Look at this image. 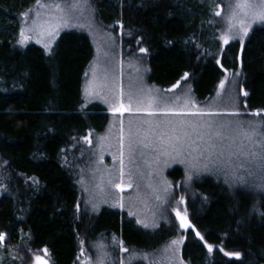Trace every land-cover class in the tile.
I'll return each instance as SVG.
<instances>
[{"label": "trees", "instance_id": "trees-1", "mask_svg": "<svg viewBox=\"0 0 264 264\" xmlns=\"http://www.w3.org/2000/svg\"><path fill=\"white\" fill-rule=\"evenodd\" d=\"M36 2L0 0L1 264H33L38 255L48 264H78L99 235L123 242L132 252L126 254L129 264H153L144 256L170 247L178 264H264V193L233 189L219 178L193 184L192 197L185 199L193 225L188 230L159 223L150 231L113 207L83 210L69 164L73 146L102 125L100 109L81 105L94 49L88 35L77 31L62 33L51 56L36 44H21V17ZM90 2L119 39L130 35L128 41L147 50L151 83H193L196 96L207 100L236 69L248 93L245 109L264 118V24L253 27L244 44H225L215 15L224 0ZM176 171L177 177L169 173L175 183L182 179Z\"/></svg>", "mask_w": 264, "mask_h": 264}, {"label": "rangeland", "instance_id": "rangeland-1", "mask_svg": "<svg viewBox=\"0 0 264 264\" xmlns=\"http://www.w3.org/2000/svg\"><path fill=\"white\" fill-rule=\"evenodd\" d=\"M259 3V0H254ZM40 3L51 5L59 3L64 12H55L48 7H38L37 2L22 17L21 31L24 32L25 39L23 45L36 44L42 47L47 55H52L57 42L62 33L67 31H77L88 35L94 49V56L87 67L82 84V107L88 108L96 106L100 111L99 128H95L85 138L74 145L75 153L70 157V169L74 170L78 190L80 194L81 205L84 211L88 213L97 212L103 207H113L119 210H125L128 215L137 222V224L150 231H154L159 223L165 226L174 225L179 227V219L176 217L178 209L182 215H186L185 199L192 197L194 183H200L210 178H219L224 182L223 176L212 174H193L191 182L186 179V167L184 164L173 161L170 156L161 155L153 151L152 147L144 148L139 144L133 145L134 155L130 159L128 131L132 122L133 131L140 127V137L143 138L148 129L147 124H141L142 121L153 120H216L245 122L252 121L257 124L264 123V118L254 116L245 109L244 89L238 72H227L225 77L219 83L215 93L207 100H200L193 88V83L182 82L178 87H163L151 83L148 79V67L145 55L147 51L143 46L137 47V41H128L130 35H126L127 40L123 41L117 37L115 31L109 25H105L98 16L90 0H78L79 7L75 10L70 8L73 0H40ZM234 0H224L220 12L219 24L222 27L221 37L227 32V17L230 14L229 4ZM39 12V17H37ZM67 17L66 22H61L59 17ZM33 21L36 22L33 25ZM216 20L213 21V23ZM264 23H250L247 36H241L238 28L233 29L234 38L229 42H239L244 44L248 38L249 32L253 27L263 25ZM58 26V27H57ZM32 29V30H29ZM49 32H52L49 35ZM24 37H19L24 39ZM139 53L140 55H137ZM221 83L224 87L221 88ZM123 91V102L127 106L129 92L143 95L144 92L151 90L157 97L167 99L169 107L183 108L184 99H189L188 110L199 109L201 111L215 112H239V116H147L144 112H125L123 116L113 112V106H118L120 91ZM143 90V91H141ZM179 99V104H173V101ZM137 104L133 103L135 110ZM161 104L159 107H163ZM95 113V112H93ZM120 120L124 121V141L121 149ZM225 134L235 139L237 144L247 141L240 135L239 130H225ZM153 147L158 146L154 136L149 133L146 141ZM231 143V140H225V144ZM124 153V176L120 178V153ZM143 153V155H141ZM175 156L173 152L171 154ZM186 156V154H185ZM157 158V159H154ZM167 162V163H165ZM182 172L180 182H172V172L174 177ZM131 173V175H129ZM245 174V173H241ZM246 175V174H245ZM103 178V179H101ZM109 180L112 181L109 184ZM130 181V183H129ZM252 180H249L251 183ZM124 191L113 185L121 184ZM226 184V183H225ZM228 185V184H227ZM229 186V185H228ZM237 185L230 188H239ZM247 188L253 191L254 189ZM103 189V191H101ZM167 189V190H165ZM255 192H258L254 190ZM159 197V199H157ZM183 197V202L180 198ZM122 205V206H121ZM178 239V238H177ZM119 241L115 236L99 235L90 243L91 251H86L78 264H98V257L104 255V264H129L131 258H126L127 251H123L119 246ZM103 245V248L99 246ZM132 252H130L131 255ZM42 261L48 264L45 255H38ZM37 257V256H36ZM36 257L33 264H37ZM133 258L136 256H132ZM139 258V257H138ZM144 260L156 262V264H178L174 249L169 251L154 250L144 256ZM1 264V261H0Z\"/></svg>", "mask_w": 264, "mask_h": 264}, {"label": "snow or ice", "instance_id": "snow-or-ice-1", "mask_svg": "<svg viewBox=\"0 0 264 264\" xmlns=\"http://www.w3.org/2000/svg\"><path fill=\"white\" fill-rule=\"evenodd\" d=\"M38 7H48L55 12H64V8L59 4L45 5L37 0ZM79 7L78 0H73L70 5L72 10ZM230 14L227 17V32L221 37L224 43H229L230 34L231 38H234L236 34L241 36H247L250 23L260 22L264 23V0H259V3L254 0H234V3L229 4ZM39 17V12H37ZM215 15L219 16L220 12H215ZM61 22H66L67 17H59ZM36 22L33 21V25ZM58 27V26H57ZM238 28V33L233 34V29ZM32 30V29H29ZM52 32H49L51 35ZM21 37H24V32L20 33ZM27 37L21 39L20 43L23 44ZM141 51H147L141 49ZM187 78V74H185ZM177 87L179 85H176ZM221 88L224 84L221 83ZM143 91V90H141ZM244 92V95H247ZM136 103L138 106L133 110L132 105ZM179 99L173 101V104H179ZM191 101L184 99L183 108L178 109L176 107H169L168 100L162 97H157L152 94L151 90H148L139 95L137 93L129 92L127 106L123 102V91H120V98L118 100V106H113V112L119 113L123 116L125 112L135 111L137 113L144 112L147 116H239V112H215V111H201L188 110ZM163 104V107L159 105ZM254 116H259V112L252 113ZM124 121L120 120V140L121 149H123L124 137ZM130 127L128 131L129 151L130 159L134 155L133 145L139 144L144 148L152 147L153 151L164 155L170 156L173 161L182 163L185 165L186 179L191 182L193 174H212L216 176H223L224 183L229 187L241 186L254 189L258 192L264 193V123L257 124L252 121L245 122H232V121H216V120H147L142 121L141 124H147L149 127L145 131L143 138L140 137V127H137L135 131L132 128V122H129ZM225 130H239L240 135L247 141L245 144L241 141L237 144L236 140L225 134ZM149 133L155 137L158 146L153 147L146 141L148 140ZM225 140H231V143L225 144ZM175 156H172V153ZM186 154V156H185ZM143 155V153H141ZM157 159V158H154ZM167 163V162H165ZM245 174H241V173ZM131 175V173L129 174ZM124 176V153H120V178L123 180ZM103 179V178H101ZM252 180L249 183V180ZM112 181L109 180V184ZM130 183V181H129ZM119 187L121 191L124 188L121 184L113 185ZM167 190V189H165ZM103 191V189H101ZM159 199V197H157ZM180 202H183V197L180 198ZM122 206V205H121ZM186 211V210H185ZM131 215V213H130ZM264 215V213H261ZM176 217L179 219L180 226L185 229H192L193 225L188 221L186 215H182L181 212L176 210ZM144 227H148L147 224ZM194 230V229H193ZM195 235L203 240L204 237L196 231ZM4 240V236L0 234V242ZM123 251L128 249L123 247V242H118ZM182 243L180 240L172 241L173 245H179ZM103 248V245L99 246ZM208 251L212 252V246L208 245ZM169 249H165V252ZM47 253V249L44 250ZM104 255L101 254L98 257V264H104ZM228 255V253H225ZM235 257L239 259V254L234 253ZM37 264H46L39 256L36 257ZM153 264H156L154 261Z\"/></svg>", "mask_w": 264, "mask_h": 264}]
</instances>
